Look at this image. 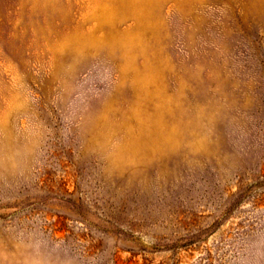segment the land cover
I'll list each match as a JSON object with an SVG mask.
<instances>
[{
	"label": "rangeland",
	"instance_id": "374dc122",
	"mask_svg": "<svg viewBox=\"0 0 264 264\" xmlns=\"http://www.w3.org/2000/svg\"><path fill=\"white\" fill-rule=\"evenodd\" d=\"M0 264H264V0H0Z\"/></svg>",
	"mask_w": 264,
	"mask_h": 264
}]
</instances>
